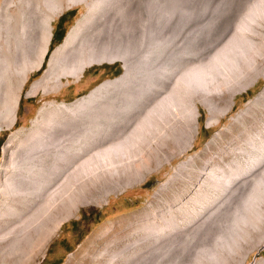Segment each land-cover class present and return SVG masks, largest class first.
I'll return each instance as SVG.
<instances>
[{"label":"bare ground","instance_id":"1","mask_svg":"<svg viewBox=\"0 0 264 264\" xmlns=\"http://www.w3.org/2000/svg\"><path fill=\"white\" fill-rule=\"evenodd\" d=\"M190 1L66 0L68 4L85 3L87 11L65 40L50 50L52 20L62 9V0H1L0 130L15 123L24 85L31 72L43 63L47 64L45 72L31 84L29 94L57 90L63 85V77H80L85 67L95 62L120 59L124 69L119 76L103 81L73 101L46 100L29 128L17 129L9 135L3 147L9 156L0 165V253L5 258L13 257L24 264L31 258L35 237L49 226L48 231L55 233L66 219L61 216L63 211L67 216L72 215L93 193L98 192L107 200L115 190L143 179L150 169L145 154L154 153L167 140L183 138L187 146H192L200 127L199 103L208 106L207 124H213L232 107L238 91L256 82L260 75L264 76V34L256 26L260 20L255 25L238 26L239 30L233 33L232 28L221 45L208 54V47L226 30H223L225 14L218 7L209 11L205 1L198 9L190 6ZM262 2L256 4L258 12L255 13L264 19ZM222 98L226 99L227 107L220 105ZM133 131L139 134L132 138L137 145L127 137ZM261 136L258 135L260 143ZM101 151L103 159L91 168L92 155ZM88 157L93 159L91 163L87 161L90 168L83 162ZM81 162L84 165L79 169ZM257 170L248 171L253 173L247 179L263 183L261 176H255ZM223 180L230 181V177L221 176L217 171H210L204 179L215 186ZM159 192L160 189L155 196ZM253 195L247 196L242 206L253 204ZM215 199L219 200V196ZM219 206L215 202L200 210L189 225L177 227L176 221L171 223V220L146 225L156 237L145 244L147 235L144 234L114 251L112 259L119 255L125 261L130 260V264L176 262L179 259L170 255L176 248L185 249L189 242H197L202 231H209L214 239L199 240L203 244L200 252L205 251L217 263L222 262L221 248L231 251L240 235L239 224L253 223V220L245 216V207L221 218ZM259 243L264 245V231ZM246 257L247 253L240 259L242 263Z\"/></svg>","mask_w":264,"mask_h":264},{"label":"rangeland","instance_id":"2","mask_svg":"<svg viewBox=\"0 0 264 264\" xmlns=\"http://www.w3.org/2000/svg\"><path fill=\"white\" fill-rule=\"evenodd\" d=\"M196 1L198 4H196ZM196 1L193 0L192 2L191 0L190 6H198L196 7L198 9L199 6H204L206 2L205 8L209 11L218 7L217 9L220 10L223 15L225 14V27L223 30H226L222 31L219 38L213 42V46L210 45L208 47V54L213 53L214 49H217L221 45L222 39L224 41L225 37L231 34L230 30H232V28L234 29L232 30L233 33L234 31L239 30L238 26L240 27L241 25L245 24L255 25L256 21L260 20V24H257L256 26L264 34V19L262 17L260 18V14L255 13L258 12L255 9L256 4L261 5L263 3L262 1L264 0H260V2L257 0H252V2H249L251 0H248L249 3L247 0ZM250 3H252V5L255 7ZM249 5L254 8H251ZM62 6V9L57 12L52 20L53 34L49 47L50 50L54 49L65 40V37L68 35L71 28L76 24L77 20L82 17L83 13L87 11V6L83 2L82 4H68L66 0H62ZM245 7H249L250 10L249 8ZM140 8H142L141 5ZM12 9L14 10V6H12ZM253 9L255 10L252 11ZM140 12L142 13V11ZM251 12H253V14H251ZM244 19H246V21ZM229 20L230 23H228ZM234 20L237 24L234 22ZM240 20L244 21V23H242ZM227 33L230 34L227 35ZM121 65L122 61L120 59H115L114 61L95 62L87 65L80 77H63V85L57 90H50L47 92L40 90L37 93L29 94L30 87H32L31 84L36 79L42 77L47 64L43 63L41 67L34 69L21 92L18 104L17 119L15 123L10 128H4L0 130V165L4 164L9 156V152L6 155L3 151L4 144L7 141L9 135L17 129L29 128L32 125V120L37 117L41 105L46 100L56 102H70L83 95H86L94 88H97V86L103 81L119 76L124 71ZM118 69L119 72L116 73V70ZM219 101L222 107H227L225 98L219 99ZM199 106L201 109V115L199 117L200 127L198 135L192 146H187L183 138L167 140L165 144L163 143V145H161L162 147L160 146L154 152L155 154H145V160L148 162L150 169L145 174L143 179H137L134 181V183L115 190L109 195L107 200H103L100 193H93V195H91L92 197H87L80 203L79 209L72 215L67 216L66 212L64 213L63 211L61 216L66 219L62 221L60 227L55 231V233L48 231L50 230L49 226L44 230L45 233L42 231L37 237H35L34 245H37V247L35 248L33 245L30 256L31 258L24 262V264H130L132 262L130 260L125 261V257L118 255L116 258L112 259V255L114 254V251H116L121 246L137 241L144 234L147 235V241L145 244L151 241L153 237H156V235L149 233V229L146 227V225H155L161 223L165 224L166 222L170 223V220L171 223L176 221L174 224L177 227L180 224L189 225L190 223H193L194 219L199 216L198 212H200V210L207 209L215 202L220 205L219 209L221 210V218L233 215L232 213L235 214V212H239L241 208L243 209L245 207V216H247L249 220H253V223L247 221L245 224H239L238 229L240 228L239 233L241 236L238 235L236 238V240L238 239L239 241L235 240L233 249H231V251L225 250L226 254L224 249L221 248V252H223L224 255V260L222 261L223 263H217V261H215L216 259L211 257L212 255L206 253L205 251L200 252V249L203 247V244L201 245L200 241L203 240L202 242H207L213 241L214 239L211 232L202 231L203 234L201 233L200 238L198 237L196 243L189 242L184 247L186 250L181 247L180 249L179 247L178 249L176 248L173 254L171 253L170 255L173 258H178L179 260L176 262L173 261L169 264H264V245L261 246L259 243L260 235H262L264 231V220H262L264 218V182L257 184L254 180L249 178L252 181L251 182L249 179H247V176L251 177L253 172H250L253 169H258L255 176H261L264 180V166H262L264 164V76L260 75L256 82L249 85L247 88L238 91L234 97V103L232 107L224 114L220 115L219 120L213 124H207L210 116V110L208 106H205L203 103H199ZM123 128L125 129V127ZM259 134L262 135L261 137H263L262 143L259 142ZM128 135L127 137L132 139L136 138L139 134H135V131H133ZM132 140H134V144L137 145L135 139ZM259 143L262 146H260ZM14 145L15 142L11 144L9 150ZM102 152L103 151L98 153L96 152V156H94L95 154L92 155L91 158L94 159L95 163H93L94 161L90 157L85 158L87 159L83 160L85 165L81 162L82 165L80 164L81 167H79V169H82L83 165H88L87 168L95 167L96 165L93 164H98L101 161L100 158L103 159ZM97 156H99V158ZM87 161H89V163L93 161L90 164L91 166L89 163H87ZM178 167H180L178 170L179 173L177 171ZM239 169L240 171H238ZM176 171L177 173H175ZM210 171H217L221 176L230 177V181L223 180L217 184V186H215L213 183L211 184L209 182H205L204 179L207 177ZM166 181H168L167 185L161 188L162 184H164ZM254 185L257 186L255 187ZM252 188L256 190H253ZM159 189V194L155 196V193ZM222 191L224 192L222 193ZM252 195L253 198H255L254 203L242 206V203L244 204V201L248 200L247 196ZM261 195L263 197H261ZM218 196L219 200H216L215 198H218ZM213 199L215 200L213 201ZM238 204H241V206H238ZM238 207L241 208L238 210ZM169 208H172L171 212ZM167 209L168 211H166ZM173 216L177 217V219ZM168 217H170V219ZM245 225L246 228H244ZM258 227H260V229ZM45 238L47 240H45ZM198 241L199 244L197 245ZM145 244L142 243V246H145ZM246 253L247 257L242 263V260L240 259H242L243 255ZM207 257L209 259H207ZM15 260L16 259L13 257L5 258V256L0 253V264H21ZM159 264L168 263L163 262Z\"/></svg>","mask_w":264,"mask_h":264},{"label":"trees","instance_id":"3","mask_svg":"<svg viewBox=\"0 0 264 264\" xmlns=\"http://www.w3.org/2000/svg\"><path fill=\"white\" fill-rule=\"evenodd\" d=\"M119 72V69L118 70H116V73H118Z\"/></svg>","mask_w":264,"mask_h":264},{"label":"crops","instance_id":"4","mask_svg":"<svg viewBox=\"0 0 264 264\" xmlns=\"http://www.w3.org/2000/svg\"><path fill=\"white\" fill-rule=\"evenodd\" d=\"M99 70H104V69H99Z\"/></svg>","mask_w":264,"mask_h":264},{"label":"water","instance_id":"5","mask_svg":"<svg viewBox=\"0 0 264 264\" xmlns=\"http://www.w3.org/2000/svg\"><path fill=\"white\" fill-rule=\"evenodd\" d=\"M123 67V65H121Z\"/></svg>","mask_w":264,"mask_h":264}]
</instances>
